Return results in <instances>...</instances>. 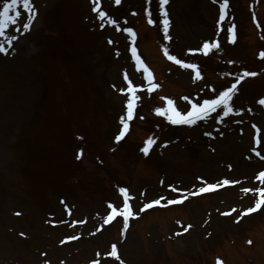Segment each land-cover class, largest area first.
<instances>
[{"label": "rangeland", "instance_id": "rangeland-1", "mask_svg": "<svg viewBox=\"0 0 264 264\" xmlns=\"http://www.w3.org/2000/svg\"><path fill=\"white\" fill-rule=\"evenodd\" d=\"M221 2L168 0L170 39L164 38L159 0H99L97 11L93 0H35L30 30L23 29L28 14L19 8L18 22L0 35L6 49L0 52V264H119L106 255L113 244L124 264H177L174 258L187 248L192 249L183 257L195 264L200 244L199 264H264V205L242 215L257 199L255 192L242 189L264 187L256 179L264 159L253 156L251 140L256 124L262 130L256 150L264 156V106L257 103L264 98V58L257 53L264 51V39L251 24V6L257 2L264 25V0H228L225 20L219 22ZM146 8L152 25L143 21L148 22ZM98 11L107 14L103 20ZM231 25L235 44L228 42ZM124 28L136 33V44L128 42ZM212 40L219 48L208 55L189 51ZM134 45L142 64L157 75L159 88L150 93L135 69L137 60L128 54L127 47ZM165 48L196 64L202 78L194 79L191 69L169 60ZM243 70L257 75L237 84L239 95L231 104L248 111L230 116L219 129L212 116L183 126L154 111L168 98L185 112L191 105L183 97L197 103L214 98ZM125 75L142 87L134 118L117 142L126 112L128 94L119 91L127 87ZM149 137L155 143L145 155L141 149ZM97 159L103 166L92 174L87 166ZM104 171L107 178L100 175ZM225 179L238 185H225ZM206 184L217 187L199 193ZM124 186L138 213L129 217L128 230L118 215L104 223L112 211L107 203L123 206L119 189ZM93 192L101 196L95 207ZM106 198L109 202L102 201ZM157 199L159 206L182 202L169 210L139 211ZM185 227L187 242L178 238ZM237 230L241 234H227Z\"/></svg>", "mask_w": 264, "mask_h": 264}, {"label": "snow or ice", "instance_id": "snow-or-ice-1", "mask_svg": "<svg viewBox=\"0 0 264 264\" xmlns=\"http://www.w3.org/2000/svg\"><path fill=\"white\" fill-rule=\"evenodd\" d=\"M147 3H150V0H146ZM115 4H120L121 0H114ZM168 3V0H159V10L161 16H163V32H164V38L170 39L168 36V26L169 21L167 18V12L165 10V5ZM228 0H223V3L220 5V16H219V22H223L225 20L226 16V7H227ZM23 7L27 15V21L23 23L22 27L24 30H30V26L32 21L35 18L36 15V9L33 3V0H2V4H0V35H4L7 28L11 25H15L18 22V18L21 16V12L19 11V8ZM99 9V0H93V11H97ZM145 14L148 17V23L153 24L154 21L151 19V12L148 8L145 9ZM106 13L104 11H98V18L103 20L106 17ZM109 24H116V21L108 18L107 21ZM235 25H231L227 29L228 34V40L229 42H234L235 40V32H234ZM117 30L119 31V27L117 26ZM123 31L127 32L130 37H134L135 33L131 28H124ZM12 39H16V37H13ZM11 43V40L9 41ZM111 43V41H109ZM219 48V43L217 40L212 41H205L201 48L196 50H189V51H198L201 52L204 55H208L209 52H211L213 49ZM0 52H6V49L3 45H0ZM164 54L167 56L169 60L174 61L177 65H179L182 68L191 69L194 73V79H201V74L198 70V66L193 63L185 62L181 59H178L177 57L170 55L168 52V49H164ZM132 55L137 60V70H140L142 67L143 73H144V79L148 84V92L150 93L154 88L158 87V85L154 84L153 81V75L149 68L147 66L142 65V61L137 56V51L133 47L132 48ZM260 57L264 58V52H261ZM257 73L255 72H249L247 70L241 71L239 74H236L235 82L232 83L230 86L224 88L222 91H220L217 95H215L214 98L211 99H204L202 102H193L189 100L188 97H183V99L188 100L190 103V108L185 111L181 112L179 111L175 105L174 102L171 99L168 98H162L166 100V105L164 108H156L154 109L155 113L157 115L165 116L167 120L172 124H187L192 125L195 124L198 120H202L207 118L211 113L216 112L217 109H222L223 115L227 116L230 113H233L234 111L238 114L240 110H234L231 104V101L233 99L234 94L237 91V84L241 82L246 77L249 76H255ZM125 81L127 82L126 88H121L119 91L126 92L127 100H126V112L124 116L120 117V123L122 125L121 130L116 135L115 140L119 142L126 134L129 124L128 121L132 120L134 118V112L136 108V102L140 99V97L136 94L138 89L142 86H133L130 80H128L127 75L124 77ZM213 91H215L213 89ZM260 105L264 106V98H261L257 101ZM255 129V134L253 137L254 144L258 147L260 145V129L257 128L256 125L252 126ZM155 141L149 137L148 140L145 141V146L141 149V151L148 155L149 148L152 144H154ZM252 151L255 153L256 156L260 157L261 159H264V156H261L260 152L256 150V148H253ZM82 154V153H81ZM79 158V155L77 156ZM256 179L260 181L261 184H264V171H260ZM230 183H238L237 181H229L225 179L223 181V184L227 185ZM217 187L216 184H206V186L201 187L198 191L199 193H204L210 190H213ZM174 191H178L177 189H173ZM244 192H255L257 194V199L255 200L254 206L249 207L245 210V213H252L254 211H257L261 208L262 205H264V187H258L255 189H248L244 188L242 189ZM119 192L123 195V206L119 209L116 207H113L111 204L108 205L109 208L112 209L111 213L108 215L107 218H105L104 223L107 224L111 221V219H114L117 215L123 217V225L126 229L128 226L129 217L138 215V213L133 212L129 200L131 197L127 193L126 189L120 188ZM197 193H192V195H195ZM183 199V198H182ZM182 202L181 200H169L167 201L168 204L173 203H179ZM155 205H160V200H153L149 203H146L143 205L142 208L139 209V211H144L146 209L152 208ZM234 211V210H233ZM245 213H242L245 214ZM190 227V226H189ZM185 231H187V228H185ZM23 235V233H21ZM250 243V241H249ZM99 255V253H97ZM107 256H111L115 260L119 261V264H124V262L120 259L118 255L117 246L113 244L111 246V251L109 253H106ZM93 264H98V261H94ZM217 264H221V262L218 260Z\"/></svg>", "mask_w": 264, "mask_h": 264}]
</instances>
